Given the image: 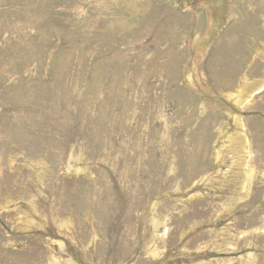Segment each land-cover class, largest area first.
I'll return each instance as SVG.
<instances>
[{
  "label": "rangeland",
  "instance_id": "obj_1",
  "mask_svg": "<svg viewBox=\"0 0 264 264\" xmlns=\"http://www.w3.org/2000/svg\"><path fill=\"white\" fill-rule=\"evenodd\" d=\"M0 264H264V0H0Z\"/></svg>",
  "mask_w": 264,
  "mask_h": 264
}]
</instances>
